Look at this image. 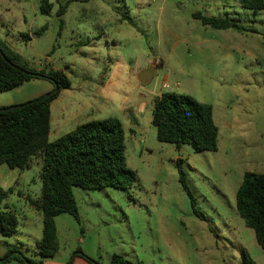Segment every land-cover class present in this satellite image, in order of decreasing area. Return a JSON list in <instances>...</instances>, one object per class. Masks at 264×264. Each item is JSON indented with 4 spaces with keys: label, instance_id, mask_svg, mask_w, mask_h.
<instances>
[{
    "label": "rangeland",
    "instance_id": "374dc122",
    "mask_svg": "<svg viewBox=\"0 0 264 264\" xmlns=\"http://www.w3.org/2000/svg\"><path fill=\"white\" fill-rule=\"evenodd\" d=\"M50 2L44 14L40 0H0V42L29 67L67 74L70 86L52 104L53 116L66 123L50 140L87 120L116 116L137 178L125 189L73 186L80 221L68 213L55 217L59 250L47 264H93L86 258L109 264L113 253L145 264H250L244 251L264 264L235 205L243 173L264 172V8L243 7L241 0H75L58 16L65 0ZM195 12L244 30L213 28ZM150 65L155 70L141 82L138 73ZM48 83L34 78L0 91V107L23 103ZM163 91L212 105L215 151L157 140L152 109ZM178 157L203 218L178 180ZM38 161L23 170L0 165V185L13 187L1 208L18 217L15 233H0L2 259H40L41 216L19 194L40 193Z\"/></svg>",
    "mask_w": 264,
    "mask_h": 264
},
{
    "label": "trees",
    "instance_id": "16d2710c",
    "mask_svg": "<svg viewBox=\"0 0 264 264\" xmlns=\"http://www.w3.org/2000/svg\"><path fill=\"white\" fill-rule=\"evenodd\" d=\"M71 1L75 0H65L59 5L58 16L65 12ZM241 5L262 9L264 0H241ZM51 8L50 0H40L41 13L49 14ZM193 16L213 28L244 30L228 19L209 17L199 12L193 13ZM34 78H45L52 84L56 82L58 88L52 94L44 93L19 106L0 111V164L23 170L30 167L33 158L40 159V193L37 197H26L29 207L41 214L42 235L35 242V253L40 259L6 255L0 258V263L16 258L21 264H43L44 259L57 253L59 242L55 217L68 213L80 221L73 186L88 190L105 187L125 189L131 187L137 178L136 172L127 165L125 131L116 116L85 121L50 140V104L62 89L70 86L67 74L61 69L29 67L18 53L0 42V91L12 89ZM151 122L156 129L157 140L173 143L176 148L189 144L195 151L217 149L218 126L213 119L212 105L189 94L161 92L155 98ZM176 168L178 180L190 199L194 214L203 218L196 209V200L186 183L179 157ZM12 191L13 187L5 189L0 186L2 235H11L18 227L17 215L7 206L1 208L2 202ZM235 205L237 213L245 225L253 230L255 240L264 252V172L243 173L236 190ZM243 254L245 263L255 264L246 251ZM109 264L145 263L113 253Z\"/></svg>",
    "mask_w": 264,
    "mask_h": 264
},
{
    "label": "crops",
    "instance_id": "0c3cea01",
    "mask_svg": "<svg viewBox=\"0 0 264 264\" xmlns=\"http://www.w3.org/2000/svg\"><path fill=\"white\" fill-rule=\"evenodd\" d=\"M34 80V79H33ZM50 84V85H49ZM53 84L52 83H48L46 86H45V88H43L42 90H39V91H37V93H35V94H27L26 96H25V98H24V100H22V101H26V100H29V99H32V98H35V97H38V96H40V95H42V94H44V93H46V92H49L51 89H53ZM60 93H61V91L59 92V94H58V96L60 95ZM57 96V97H58ZM57 97L54 99V100H52L51 101V104H50V110H51V121H50V133H49V139H50V135H51V133L52 132H54V131H57L58 129H60L61 127H63L64 125H65V123H66V120L65 119H63V117L61 116L60 117V115H58V116H53V113H52V104H53V102L57 99ZM91 120V119H90ZM88 121V120H87ZM76 127V126H75ZM75 127H73V128H75ZM73 128H71V129H73ZM70 129V130H71ZM69 131V130H68ZM67 132V131H66ZM57 134H55V135H57V136H55V138L56 137H58L59 135H61V134H63L62 132H56ZM65 133V132H64ZM31 163H32V161H31ZM31 163H30V165H31ZM1 165V164H0ZM37 166H38V173H37V176H39V170H40V161H38L37 162ZM2 178V177H1ZM2 180V179H1ZM15 183V182H14ZM14 185V184H13ZM1 186V185H0ZM2 187V186H1ZM8 187H10V186H8ZM7 187V188H8ZM37 187V189H38V185L36 186ZM41 188V187H40ZM6 189V188H5ZM19 194H21L22 195V197H23V199L26 201V197L27 196H30V194H22V193H19ZM39 194L37 193V194H35L34 196H31V197H37ZM26 203H27V201H26ZM28 204V203H27ZM29 206V205H28ZM36 211V210H35ZM38 212V211H37ZM39 213V212H38ZM40 214V213H39ZM40 216H41V214H40ZM74 262H82L81 261V259H79V257H77L76 255H75V257H74V260H73ZM49 261L48 260H44V262H43V264H47Z\"/></svg>",
    "mask_w": 264,
    "mask_h": 264
},
{
    "label": "water",
    "instance_id": "95a60500",
    "mask_svg": "<svg viewBox=\"0 0 264 264\" xmlns=\"http://www.w3.org/2000/svg\"><path fill=\"white\" fill-rule=\"evenodd\" d=\"M155 70V67L150 65L148 68L146 69H143L141 70L139 73H138V78L141 82H147L153 71ZM53 89H51L49 92H47L46 94H52L57 88H58V84L56 82H53ZM22 104V103H20ZM20 104H14V105H10V106H5V107H0V111H3V110H7V109H10V108H13L15 106H19ZM79 253V252H77ZM76 254V253H75ZM80 254V253H79ZM70 264V263H68Z\"/></svg>",
    "mask_w": 264,
    "mask_h": 264
},
{
    "label": "built area",
    "instance_id": "2783aa9c",
    "mask_svg": "<svg viewBox=\"0 0 264 264\" xmlns=\"http://www.w3.org/2000/svg\"><path fill=\"white\" fill-rule=\"evenodd\" d=\"M164 86H165V87H168V85H167V84H164Z\"/></svg>",
    "mask_w": 264,
    "mask_h": 264
}]
</instances>
